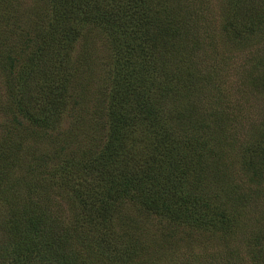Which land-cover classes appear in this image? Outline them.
I'll return each mask as SVG.
<instances>
[{"label": "trees", "instance_id": "obj_1", "mask_svg": "<svg viewBox=\"0 0 264 264\" xmlns=\"http://www.w3.org/2000/svg\"><path fill=\"white\" fill-rule=\"evenodd\" d=\"M253 1L241 4L253 19L251 34L259 32L258 37H263L264 21L259 14L253 15L258 6ZM52 2L53 14L43 13L30 32L20 34L19 53H2L5 36L0 35V69L9 74L12 97L14 93L17 97V84L25 92L16 102L31 121L28 127L22 124L24 130L40 135L43 129L57 128L70 97H77L73 104L80 103L79 91L86 88L89 72L88 60L80 54L87 48L84 45L90 35L86 30L94 28L102 34L109 59L104 62L102 105H98L96 115L105 139L101 145L95 140L94 147L81 155L66 154L63 170L73 175L84 172L99 186L103 199L97 216L90 219L105 223L102 228L107 233L97 244L76 230L59 236L57 219L31 198L30 189L36 188L30 185L20 222L8 223L9 238L4 240L1 259L30 264L31 257L37 255L30 257L32 251L23 249L28 244L40 248L37 260L41 264H76L77 246L91 243L92 248L84 251L107 250L121 238L123 246L110 261L138 264L142 258L147 260L146 253L137 247L132 234L128 233L126 240L122 237V212H127V206L136 208L146 225H151V239L163 234L168 242L164 249L178 245L188 249L189 255L181 260L184 264L198 258L196 245H190V240L199 234L225 240L226 235H237L246 205L261 201L258 190H264V116L251 122L249 116L239 115L242 99L248 94L261 91L264 95V57H259L251 70L253 75L242 72L250 89L235 104L225 101L220 91L224 83L219 73L225 69L226 59L209 54L203 58L197 24L190 22L192 12L183 6V0ZM237 20L239 25L233 29L239 31L243 20ZM75 51L79 53L74 55ZM17 66L20 70L14 73ZM32 88L35 94H31ZM206 97L211 100L208 106L202 102ZM36 101H40L38 113ZM238 117L239 126L234 128L233 119ZM5 165V152L0 148V191H11L12 175ZM237 168L249 177L242 192L229 182ZM71 206L74 209L75 203ZM244 245H255L259 254L249 259L259 263L264 230L258 239H249ZM164 261L176 264L173 259Z\"/></svg>", "mask_w": 264, "mask_h": 264}, {"label": "rangeland", "instance_id": "obj_2", "mask_svg": "<svg viewBox=\"0 0 264 264\" xmlns=\"http://www.w3.org/2000/svg\"><path fill=\"white\" fill-rule=\"evenodd\" d=\"M39 1L41 2V0H0V35L5 36L2 53H19L22 48L19 46L20 34L30 32L34 27V21L41 18L43 13L53 14L55 8L53 0H43L41 5ZM242 1L245 0H183V6H187L192 12L190 22L197 24L203 58H207L209 54L217 59L224 57L226 59L225 69L219 73V79L224 83L220 91L224 94L225 101L233 100L234 103L249 93L250 88L247 87L243 73L253 75L251 70H255L259 57H264V36L258 37L259 32L255 35L251 34L254 29L253 19L244 11ZM254 1L258 6L253 9V15L259 14L264 21V0ZM237 17L240 21L243 20L242 29L239 31L233 29L239 25ZM86 31H89L90 35L84 45L87 48H83L80 54L83 58L85 55L88 60L89 72L85 76L89 81L86 80L84 83L86 88L79 91L80 103L73 104L77 97L69 98V105L54 130L43 129L40 135H32L30 130H24L25 126L31 125V121L23 115L16 102L25 95V92H21L20 85L17 84L15 87L17 97L16 93H14L15 97H12L9 74L0 69V148L5 152V160L8 164L5 167L7 166L11 173V182L14 184L11 191L3 188L0 191L2 192L0 193V264H10V260L4 262L1 259L4 240L9 238L8 223L11 224L12 220L16 224L20 222L26 211L22 203L29 199L27 191L30 185L36 188L30 189L31 198L42 209L47 210L55 221L57 219L56 228L59 236L63 237L66 233L76 230L78 234L86 235L91 243L97 244L103 237L102 234L107 233V230L102 228L105 223L90 219V216H97V210L103 199L99 186L91 177H85L84 172L73 175L63 170L66 154L81 155L87 148L94 147L95 140H98L97 145H101L105 139L103 135L106 134L105 131L102 133L96 114L100 112L97 107L101 104L99 97L103 95L104 89L103 68L109 55L104 48L105 40L100 31L94 28H88ZM245 36H248L249 41H245ZM77 53L79 52L75 51L73 54ZM250 59H252L251 63ZM14 70V73H18L20 66ZM32 86L35 87V83ZM33 91L30 93L35 94L36 92ZM248 95L246 99H242L239 115L249 116L250 121L254 122L264 116V95L261 91L256 95ZM36 102L38 104L35 103L34 106L38 113L40 101ZM202 102L208 106L211 100L206 97ZM230 113L232 111H229ZM240 118L233 119L234 128H238ZM244 118L248 119V117ZM100 136H103L102 140ZM63 149H67V153H62ZM44 162H48L49 165ZM76 169L79 170L80 166L77 165ZM233 177L234 179L229 182L236 184L238 190L242 192L243 187H247L249 177L242 174L239 168L233 172ZM40 178H42L41 183H37ZM258 191L262 200L251 201L246 205L236 228L240 229L237 235L235 233V235H226L225 240L217 235L207 239L199 234L194 240H190V245H196L195 252L198 258H194L189 264H264V248L262 255L257 258L259 263H256L249 259L254 253L259 254L254 250L255 245L251 247L244 245L249 239H258L264 230V190ZM74 203L75 208L72 209L71 205ZM125 208L127 212H122L125 225L122 237L126 240L128 233L132 234L137 247L139 246L143 249L142 252L146 253L147 260L142 258L138 264H166L164 261L166 259H173L176 264H184L181 260L189 255L185 246L178 245L164 249L168 242L163 234L153 236L152 240L148 232L151 225H146L144 217L136 208L134 210L130 206ZM112 220L116 224L115 217ZM106 221L109 223L108 219ZM120 241L121 238L109 244L108 252L104 248L94 252L84 251L92 248H90L91 243L88 247L77 246L75 260L79 259V261L75 263L112 264L113 262L110 261L112 254L116 255L115 252L123 246H120ZM180 242L187 244L185 241ZM23 249L32 251L30 257L37 255L31 257L30 264H41L37 260L40 257L38 254L40 248L26 244Z\"/></svg>", "mask_w": 264, "mask_h": 264}]
</instances>
